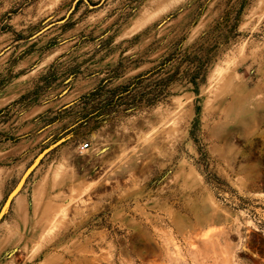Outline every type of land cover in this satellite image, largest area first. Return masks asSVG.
I'll list each match as a JSON object with an SVG mask.
<instances>
[{"label":"rangeland","instance_id":"rangeland-1","mask_svg":"<svg viewBox=\"0 0 264 264\" xmlns=\"http://www.w3.org/2000/svg\"><path fill=\"white\" fill-rule=\"evenodd\" d=\"M60 138L0 264H264V0H0V207Z\"/></svg>","mask_w":264,"mask_h":264},{"label":"crops","instance_id":"crops-1","mask_svg":"<svg viewBox=\"0 0 264 264\" xmlns=\"http://www.w3.org/2000/svg\"><path fill=\"white\" fill-rule=\"evenodd\" d=\"M30 194L22 189L12 200L10 209L7 213L6 222L19 230L29 229L31 227L30 212H32ZM21 234H26L20 231Z\"/></svg>","mask_w":264,"mask_h":264},{"label":"water","instance_id":"water-1","mask_svg":"<svg viewBox=\"0 0 264 264\" xmlns=\"http://www.w3.org/2000/svg\"><path fill=\"white\" fill-rule=\"evenodd\" d=\"M65 139H58L56 141H54L53 143H51L49 146H47L45 149H43L41 152H39L36 157L33 159V161L31 162V164L25 169V171L23 172L21 178L19 179V181L17 182V184L13 187V189L8 193L5 201L3 202V205L0 207V220L2 219V216L3 214L7 211V208L6 211L4 213H2L3 211V208H4V205L9 201V198H10V195L17 189V187L19 186L20 182L22 181V185L21 187L19 188V190L16 192V194L14 195V197L20 192V190L22 189L23 185L25 184L26 182V179L27 177L32 173V171L35 169V167L38 165L39 161L45 156V154L47 152H49L52 148H54L55 146H57V144L61 143L62 141H64ZM40 157V158H39ZM13 200V198L11 199V201ZM11 201H10V204H11ZM9 204V205H10ZM2 213V214H1Z\"/></svg>","mask_w":264,"mask_h":264},{"label":"bare ground","instance_id":"bare-ground-1","mask_svg":"<svg viewBox=\"0 0 264 264\" xmlns=\"http://www.w3.org/2000/svg\"><path fill=\"white\" fill-rule=\"evenodd\" d=\"M40 158V157H39ZM21 178V177H20ZM19 181V180H18ZM17 184V183H16ZM22 185V181L20 182L19 186L17 187V189L10 195L9 201L4 205L3 211L2 213H4L6 211V209L9 207L10 201L12 198H14V195L16 194V192L19 190V188ZM3 205V204H2ZM1 213V214H2ZM211 241V240H210Z\"/></svg>","mask_w":264,"mask_h":264},{"label":"trees","instance_id":"trees-1","mask_svg":"<svg viewBox=\"0 0 264 264\" xmlns=\"http://www.w3.org/2000/svg\"><path fill=\"white\" fill-rule=\"evenodd\" d=\"M197 73H192L191 75H190V81L191 82H193V84L194 85H196L197 83H196V78H197ZM151 101H153V98L152 99H149V102H151Z\"/></svg>","mask_w":264,"mask_h":264},{"label":"built area","instance_id":"built-area-1","mask_svg":"<svg viewBox=\"0 0 264 264\" xmlns=\"http://www.w3.org/2000/svg\"><path fill=\"white\" fill-rule=\"evenodd\" d=\"M88 146H89V144L87 142H85L81 145V149H86V148H88Z\"/></svg>","mask_w":264,"mask_h":264}]
</instances>
